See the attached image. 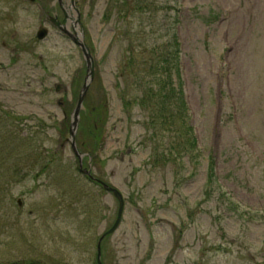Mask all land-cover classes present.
Here are the masks:
<instances>
[{"label": "rangeland", "instance_id": "obj_1", "mask_svg": "<svg viewBox=\"0 0 264 264\" xmlns=\"http://www.w3.org/2000/svg\"><path fill=\"white\" fill-rule=\"evenodd\" d=\"M107 2L77 0L95 69L82 113L104 102L107 109L101 141L91 147L85 138L84 147L93 176L125 201L119 226L101 242V263L264 264V0H144L160 21L157 34L164 20L178 18L201 161L177 174L148 162L143 114L135 106L128 114L119 100L121 33L148 29V15L107 21ZM43 10L62 16L53 0H0V264H96V243L116 217L117 200L78 171L67 130L60 131L84 65ZM40 26L48 30L42 40ZM209 156L234 208L217 191L203 201Z\"/></svg>", "mask_w": 264, "mask_h": 264}, {"label": "trees", "instance_id": "obj_2", "mask_svg": "<svg viewBox=\"0 0 264 264\" xmlns=\"http://www.w3.org/2000/svg\"><path fill=\"white\" fill-rule=\"evenodd\" d=\"M146 6L144 0H108L103 17L109 21L115 14L117 20L124 21L131 14L148 15V29L135 31L129 26L121 33L126 41V50L118 76L121 82H117V87L120 88L119 100L121 108L128 114V109L133 106L143 114L141 125L145 130L144 140L151 142L148 162L153 167H171L174 174H177L182 164L184 170L187 169L185 164L194 169L197 166L199 168L201 161L183 88L181 44L176 29L178 18L170 20L164 18L163 31L157 34L160 21L157 19L156 11L146 10ZM137 40H141L138 45L135 43ZM133 87V92H130ZM105 105L106 102L102 108L90 107L88 114L81 113L77 141L81 144L82 151L92 152L84 147L85 138H90L91 147H95L101 141L105 119H101L100 115L102 112L106 114ZM7 116L11 117L9 114ZM66 120L61 121L62 132L67 130ZM2 125L3 117H0V128ZM190 176L192 175H187L186 178ZM0 177L3 175L0 174ZM216 191L221 201L234 208L233 201L221 190L215 160L213 156H209L205 169L203 201H209ZM36 262L28 259L26 262L18 261L15 264H39Z\"/></svg>", "mask_w": 264, "mask_h": 264}, {"label": "water", "instance_id": "obj_3", "mask_svg": "<svg viewBox=\"0 0 264 264\" xmlns=\"http://www.w3.org/2000/svg\"><path fill=\"white\" fill-rule=\"evenodd\" d=\"M47 30L45 28H39L36 32V37L38 39H42L45 37ZM74 41L79 44L81 46L82 49V53L84 55V60H85V64H86V75L84 78V83L80 89V92L78 94V98L76 101V104L72 110V113L70 115V125L68 128V137H67V141L70 144V147L75 155V157L78 160V165H79V170L82 174H86L89 178L95 180L93 178V176L90 174V164L88 165L87 168H82V157L84 156L83 153H81L76 146L75 143V134L77 131V126H78V121H79V112L82 109V101L83 98L85 96V94L87 93L88 87L90 82L93 79L94 76V66H93V58L89 52V49L84 46L83 42H78L76 39H74ZM97 182L101 185V187L106 190L107 192H111L112 195L116 198L117 200V211H116V217L112 223V225L106 229L98 238L97 240V244H96V262L97 264H101V241L104 239L105 236L113 233L115 231V229L118 227L120 221H121V217H122V213H123V209H124V198L122 193L116 189L115 187L107 184L104 181L101 180H97ZM17 203L20 206L21 205V200L17 199Z\"/></svg>", "mask_w": 264, "mask_h": 264}, {"label": "flooded vegetation", "instance_id": "obj_4", "mask_svg": "<svg viewBox=\"0 0 264 264\" xmlns=\"http://www.w3.org/2000/svg\"><path fill=\"white\" fill-rule=\"evenodd\" d=\"M54 4L57 5V8L62 15V17L57 21L59 26L63 29L64 27H67L72 36H76L78 31L83 33V28L81 26V12L77 0H56ZM44 13L47 15L46 11H44ZM66 36L71 41V37L69 35Z\"/></svg>", "mask_w": 264, "mask_h": 264}]
</instances>
